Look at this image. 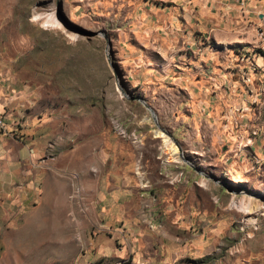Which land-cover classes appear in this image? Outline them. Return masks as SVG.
Masks as SVG:
<instances>
[{
	"label": "rangeland",
	"instance_id": "374dc122",
	"mask_svg": "<svg viewBox=\"0 0 264 264\" xmlns=\"http://www.w3.org/2000/svg\"><path fill=\"white\" fill-rule=\"evenodd\" d=\"M213 2L0 0V264H264V46L214 36ZM159 155L168 176L195 179L181 222L157 209L164 227L145 228L142 210L110 218L98 190L126 176L156 197L136 161L158 172Z\"/></svg>",
	"mask_w": 264,
	"mask_h": 264
},
{
	"label": "crops",
	"instance_id": "0c3cea01",
	"mask_svg": "<svg viewBox=\"0 0 264 264\" xmlns=\"http://www.w3.org/2000/svg\"><path fill=\"white\" fill-rule=\"evenodd\" d=\"M235 1L236 0H229V1L215 0V2H213V5L216 8L218 7L216 14L212 16V14L206 13L207 14L205 16L206 22L207 23L212 22V25H215L213 32L214 36L244 37L245 35H247V37H250L252 39L255 38L254 40H257L259 43H261L264 46V38H262L261 35L259 34V28L261 27L259 23V17H261V10L264 9V0H237V3ZM202 9L208 10L206 6H204ZM242 10H246V13H244ZM240 15H242V17L247 16L249 19L255 18L257 24L254 25L252 23L251 25L248 26L246 22L243 23L242 21H239L238 23H236L238 27L245 28L247 31L246 33H242L241 31L226 32L220 29L222 24L226 22L225 20ZM228 23L229 22H227V24ZM188 92L191 93L192 90H189ZM217 105L220 104L217 103ZM217 105H215L214 107H216ZM203 111L206 112L205 106H203ZM5 117H4V123H5ZM208 122L209 120L205 122V128H207L206 130H208ZM9 144H10L9 140L5 139V137H3L2 134H0V152L2 151V149L4 150L8 149ZM161 157H163V155L158 156L159 158L158 172L156 171V166H157L156 162H154L156 166L153 164L151 165L149 164L150 165L149 167L144 160L143 162H140V164L143 163L144 168L148 171L152 180L154 182L156 181L157 186L160 188V191L156 192L157 196L154 198L156 200L152 198L153 195L149 197L148 195L144 196L143 195L144 192L139 193L138 192L139 188H137L138 185L130 182L131 177H126V176H122L121 178H114L112 176L111 183L108 184L107 188L104 190L101 189L100 191L98 190L99 200L107 209L110 218L112 219L118 218L120 215L124 216L125 213H130L131 215L135 213L139 214V212L142 210V205L147 201H149L150 205L152 206V213H153L152 217L156 226L160 224L161 227H164V223H165L163 222L164 219L162 221H159L158 217L154 212L156 209L158 213L166 214V218H167L166 224L171 223L170 221L171 218L167 217L169 214L172 215L176 214L177 218L179 219V222H181L180 220L182 218L180 217V215H182V213L187 212L189 208L187 202H194V195L195 193H197V188L194 183L195 179L194 180L192 179V181H190L193 175L189 170L184 169L185 176H187V180L185 179L184 176L182 177V179L177 181L179 183L176 184L171 183L170 181L167 180V177L164 175L165 173L160 163ZM140 158L138 159L141 160ZM167 163L169 164V161ZM185 189H188L187 195L183 200H181V194ZM211 198L214 201V203L217 205L223 203V197L218 191L213 192ZM137 218L139 219L140 222V218L139 217ZM184 218L185 217L183 215V221L185 220ZM144 226L146 228L148 225L146 224ZM163 253L164 256L162 257L163 258L162 260L165 261L164 259L168 258L169 254L172 253L169 243L166 244V248Z\"/></svg>",
	"mask_w": 264,
	"mask_h": 264
},
{
	"label": "built area",
	"instance_id": "2783aa9c",
	"mask_svg": "<svg viewBox=\"0 0 264 264\" xmlns=\"http://www.w3.org/2000/svg\"><path fill=\"white\" fill-rule=\"evenodd\" d=\"M259 23H260V26H261L259 28V34L261 35L262 38H264V9L261 10V17H259ZM4 117H5L4 112L0 110V128H2L4 126ZM118 130H119V133L120 134H123V135L126 134V131L122 127H119ZM131 136H132V142L134 144H136V145H139V137H138V134H136L133 131V132H131ZM168 161L169 160H167V158H165V157H161L160 158L161 165H163L165 167L166 176H168V173H169V170L166 167ZM137 162L138 163H137V166H136V168H137L136 173H137L138 177L140 178V180L142 181V187H143V189L146 188V187H148V186L151 187V182H149V180L147 178L144 179V172L141 170L140 160L137 159ZM181 174H182V172H181ZM180 179L181 178L178 177V176H174V177L173 176H168V180L170 182H173V183H175L174 181L177 182ZM152 198L154 199L155 196L153 195ZM142 213L144 215V217H143L144 220L143 221L148 226H150L152 228L153 227H156V224H155V222L153 220V217H152V206L150 205V202L149 201H147L146 203H144L142 205Z\"/></svg>",
	"mask_w": 264,
	"mask_h": 264
},
{
	"label": "bare ground",
	"instance_id": "6f19581e",
	"mask_svg": "<svg viewBox=\"0 0 264 264\" xmlns=\"http://www.w3.org/2000/svg\"><path fill=\"white\" fill-rule=\"evenodd\" d=\"M167 132H165L164 130H162L161 128L160 129H157L156 130V135L159 136V137H162L163 140H164V143L165 145L170 149V153H171V158L173 159H181V157H183L184 155V150L181 149V147H179V145H177L167 134ZM243 206V209L245 210H249V207L246 206L244 207V205H241V208Z\"/></svg>",
	"mask_w": 264,
	"mask_h": 264
},
{
	"label": "water",
	"instance_id": "95a60500",
	"mask_svg": "<svg viewBox=\"0 0 264 264\" xmlns=\"http://www.w3.org/2000/svg\"><path fill=\"white\" fill-rule=\"evenodd\" d=\"M133 97L136 98V99H139V101H141L143 103V105L149 109V111L151 112V114H152V116H153V118H154L155 123L157 124V126H159V128H161L162 130H165L166 131V129L159 124V122H158L159 121L158 120V116H157V113L154 110V108L147 101H145V99L142 96H140L139 94H136Z\"/></svg>",
	"mask_w": 264,
	"mask_h": 264
}]
</instances>
